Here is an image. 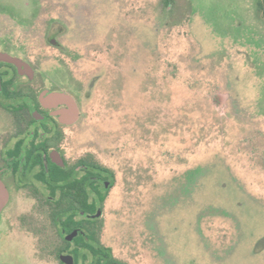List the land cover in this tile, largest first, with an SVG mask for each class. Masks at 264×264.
I'll return each mask as SVG.
<instances>
[{
  "label": "rangeland",
  "instance_id": "374dc122",
  "mask_svg": "<svg viewBox=\"0 0 264 264\" xmlns=\"http://www.w3.org/2000/svg\"><path fill=\"white\" fill-rule=\"evenodd\" d=\"M257 1L52 0L33 30L0 28L88 94L85 148L116 175L100 222L120 242L155 223L174 264H264ZM25 243L0 264H60Z\"/></svg>",
  "mask_w": 264,
  "mask_h": 264
},
{
  "label": "flooded vegetation",
  "instance_id": "af4514ba",
  "mask_svg": "<svg viewBox=\"0 0 264 264\" xmlns=\"http://www.w3.org/2000/svg\"><path fill=\"white\" fill-rule=\"evenodd\" d=\"M51 4L0 0V28L33 30ZM256 10L264 18V0L257 1ZM24 42L0 34V183L7 191L0 211L3 251L21 254L29 238L38 254L55 255L60 264H66L61 255H71L72 264H174L155 223V239L147 222L148 232L130 234L122 243L115 227L105 229L100 222L116 175L85 148L88 94L64 72L54 71L50 56L38 54L33 41ZM45 42L58 45L55 34Z\"/></svg>",
  "mask_w": 264,
  "mask_h": 264
},
{
  "label": "water",
  "instance_id": "95a60500",
  "mask_svg": "<svg viewBox=\"0 0 264 264\" xmlns=\"http://www.w3.org/2000/svg\"><path fill=\"white\" fill-rule=\"evenodd\" d=\"M6 202H7V191H6V188L2 185V183H0V211L4 207ZM75 233H73V235L69 236V238H72L75 235ZM60 259L62 262L66 263V264H72L73 263V257L71 255H61Z\"/></svg>",
  "mask_w": 264,
  "mask_h": 264
},
{
  "label": "trees",
  "instance_id": "16d2710c",
  "mask_svg": "<svg viewBox=\"0 0 264 264\" xmlns=\"http://www.w3.org/2000/svg\"><path fill=\"white\" fill-rule=\"evenodd\" d=\"M263 15H264V11H263Z\"/></svg>",
  "mask_w": 264,
  "mask_h": 264
}]
</instances>
